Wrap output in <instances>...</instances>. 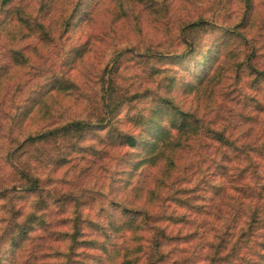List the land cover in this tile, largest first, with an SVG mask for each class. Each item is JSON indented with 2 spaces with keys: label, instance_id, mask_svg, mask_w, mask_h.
Wrapping results in <instances>:
<instances>
[{
  "label": "rangeland",
  "instance_id": "1",
  "mask_svg": "<svg viewBox=\"0 0 264 264\" xmlns=\"http://www.w3.org/2000/svg\"><path fill=\"white\" fill-rule=\"evenodd\" d=\"M76 2L11 0L0 11L1 264H122L124 254L135 258L129 232L108 240L112 257L89 243L102 240L96 226L109 214L117 216L118 207L187 216V223L169 227L177 239L165 243L163 264H264L263 236L249 241L241 236L252 207L264 208V193L252 189L258 184L241 174L242 162L231 153L225 168L220 147L207 138L168 150L165 160L134 173L131 151L110 144L103 134L20 149L29 137L55 127L93 122L109 79L121 92L149 89L152 97L138 104L140 110L170 95L151 73L172 66L152 56L185 55L182 29L189 22L233 28L242 17L239 1L79 0L82 10L65 28ZM253 5L248 24L236 29L240 37L210 31L194 37L214 55L220 50L213 48L214 41L226 40L218 65L209 72L215 78L199 92L187 93L177 85L170 95L175 104L195 110L204 123L241 144L264 142V81H255L248 70L264 75V0H253ZM123 125L128 131L129 125ZM254 158L264 178V159ZM24 172L37 179L38 190H26ZM217 183L224 185L221 194H216ZM21 228L26 239L12 252L7 235ZM138 242L139 249L149 250L146 241ZM137 256V264H144L145 250Z\"/></svg>",
  "mask_w": 264,
  "mask_h": 264
},
{
  "label": "trees",
  "instance_id": "2",
  "mask_svg": "<svg viewBox=\"0 0 264 264\" xmlns=\"http://www.w3.org/2000/svg\"><path fill=\"white\" fill-rule=\"evenodd\" d=\"M78 1L79 0L75 3V8L69 15V18L64 22L65 28L69 27L71 21L77 17L73 15V13L82 10V7H80L81 4L78 3ZM238 1L242 9V17L239 23L233 28L221 27L216 23L207 22L205 20L189 22L182 29L183 41L187 46L185 55L152 56L156 59L166 58L168 60L167 65L172 66L165 69L156 68L155 71L151 73L152 77L157 76L161 79L170 95L177 85L187 93L199 92L207 81L210 82L215 78H210L209 72L214 66L218 65L220 50L226 46V40L224 39L223 42H219L218 40L214 41L215 46L212 45L213 48H220L214 55L211 54V47L203 49L198 46L194 37L206 31L215 34L222 33V35L226 37L231 34L240 37V34L236 33V29L237 27H244L248 24L250 16L254 11V5L253 0ZM10 2L11 0H1L0 11L4 12L6 9L5 7ZM35 25L36 29L40 31V35H43L44 40H49L50 36L47 34L43 25L38 23ZM16 56L18 57V54H16ZM248 70L249 75L255 77V81L259 79V81H264L263 74L251 67H248ZM183 73L187 74L184 79H182ZM151 95L149 89L136 90L132 93L118 91L113 81L109 79L107 80V86L102 89L99 109L92 114L93 122L88 120L55 127L35 137H29L25 140L20 149L26 150L41 142L78 140L85 134L90 133H97L98 135L103 134L107 135V140L110 144L131 151L130 154L132 158L129 163L131 164V171L134 173L140 171V169L145 166H155L163 159L165 160V154L168 150L172 151L175 148H184L191 141L203 137L213 141L218 145V148L220 147V153L223 156L221 158V163H224L223 165L225 168L226 163L232 161L230 157L231 154L235 159L240 160L242 162L241 174L249 176L250 179L258 184V186H254L255 188H252L257 194L264 193V178L258 170V161L254 158L256 156L264 159V142L256 144L238 143V140L227 135L224 130L213 128L204 123L195 110L185 109L175 104V100L170 95L154 98L146 106V110L138 109V104L151 99ZM124 119L127 120L126 123H124ZM123 124L129 125L128 131L122 129V126H125ZM221 163L220 169L224 170ZM172 164L173 160L171 159L169 163H167V166H171ZM21 179L25 182L26 190H38L37 179L34 178L30 172L21 173ZM214 187L217 189L216 194L224 192L225 188L223 183H217ZM196 188L197 185L193 186L192 189L194 190ZM180 203L184 205L186 201L180 200ZM167 212L169 211L165 209L163 215L157 216L156 213L144 210L143 208L134 210L118 207L117 216L109 214L105 217L104 224H97L96 226L98 235L102 237V240L96 237L89 243L96 245L97 249L102 250L108 257H112V252L107 250L108 240L118 235L123 236V234L129 232L132 235L133 247L134 250H136V252H133H135L134 255L136 257H138L137 255L142 253V249H144V264H163L167 258V254L163 251L165 243L177 239V236H173L175 231L171 230L169 227L174 224L187 223L188 221L187 216L184 214H176L174 212L166 214ZM79 220L80 217L78 214L74 221L75 226L79 225ZM245 224L246 228L241 230L242 233L240 232L242 238H247L248 241L250 237L252 238L254 235H262L264 238V208L259 209L257 207H252L249 218H247ZM76 235L77 233L70 238L73 244L77 242ZM7 236L9 237L7 243L10 245L12 251L15 247H20L22 242L26 239L27 231L21 228L17 231L16 235H14V232H11ZM138 240L146 241L149 250L145 248L139 249L141 244H139ZM244 244L248 243L244 242ZM261 245L264 247V242H262ZM262 256L264 258V254H262ZM136 257L134 258L132 254H124L122 264H137L139 258ZM2 262L3 260L0 258V264Z\"/></svg>",
  "mask_w": 264,
  "mask_h": 264
}]
</instances>
